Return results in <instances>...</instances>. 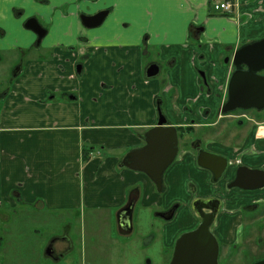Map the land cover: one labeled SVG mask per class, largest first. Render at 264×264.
<instances>
[{
    "label": "crops",
    "instance_id": "obj_1",
    "mask_svg": "<svg viewBox=\"0 0 264 264\" xmlns=\"http://www.w3.org/2000/svg\"><path fill=\"white\" fill-rule=\"evenodd\" d=\"M30 1L37 4L26 15L36 11L56 35L45 46L53 56L23 62L17 71L21 77L0 95V224L9 225L19 212L34 217L38 226L32 232H51L53 217L66 211L86 217L91 232L108 221L130 235L137 229L140 208L163 218L160 214L175 205L173 217L165 219L171 222L164 223L165 231L171 230L162 236L171 248L170 262L178 237L198 223L195 197L216 196L222 204L212 226L216 237L226 245L245 241L250 248L261 246L264 228H257L258 244L252 237L244 239L243 207L263 200L264 189L246 195L228 189L227 183L239 164L264 170V121L246 139L228 144L208 140L211 149L230 161L225 179L217 184L187 146L166 173L163 192L146 173L120 164L128 151L146 143V132L159 119L158 102L177 127L190 119L206 125L221 114L235 51L264 38V0H231L230 10L214 9L217 0ZM7 3L29 6L22 0H0V7ZM106 9L110 16L103 27L86 31L94 28L85 27L79 13ZM13 21L18 25L24 20ZM192 26L203 27L198 39ZM5 33L0 26L3 50ZM35 41L24 33L15 44L31 48ZM153 62L161 70L148 78ZM192 184L201 191L191 190ZM62 234L71 251L77 238L70 229ZM60 235L50 237L46 252Z\"/></svg>",
    "mask_w": 264,
    "mask_h": 264
},
{
    "label": "rangeland",
    "instance_id": "obj_2",
    "mask_svg": "<svg viewBox=\"0 0 264 264\" xmlns=\"http://www.w3.org/2000/svg\"><path fill=\"white\" fill-rule=\"evenodd\" d=\"M22 4L33 6L37 3L30 0H22ZM1 7L0 26L6 32L4 36L6 50H3V46H0V95L3 96L4 92L12 86L13 81L21 77L22 73H18L16 76L15 71L19 72V69H16L18 66H21L23 62L25 64L28 60L53 56V50L45 46L53 41L56 33L51 30L53 26L48 25L50 30L48 29V33L42 39L40 45H34L29 48V46L24 47L22 44H15V40L24 33L30 32L29 34L32 36H35V34L30 29L24 28V22L18 25L14 24L13 19H21L22 21L26 18V15H17L14 6L12 7L10 3ZM41 21L46 20L41 18ZM105 22L97 28L86 29V31H97L103 27ZM18 45L23 47H18ZM23 49H26V51ZM2 106L3 103H0V107ZM248 117L250 118L251 115L239 116L235 118V123L223 121L225 119L223 118L218 125L214 123L203 125L192 122L195 125L193 132L188 135L190 130L183 129L181 136L184 139L187 138L186 141L190 142L198 137H203L205 140L207 138L211 139L214 135V138H219L217 139L218 141L228 144L231 143L232 139V142L240 140L242 135L246 133L245 130L247 131L248 129L246 123H253ZM218 118L220 119V116ZM242 118L245 121L244 124L240 122ZM188 122H191V119ZM199 125L202 126L198 127ZM220 130L227 131L228 134L220 136L217 134ZM227 135H231V137L226 139ZM181 147L183 148L184 144ZM187 147L190 148L189 145ZM263 189L264 187L257 190L260 192ZM243 212L245 215L243 225L244 239L252 237L254 242H256L255 240L260 233L257 228H264V199L258 205H254L252 209H246ZM73 213V215L68 216L66 211H59L58 216L53 217L54 224L52 228L54 232L53 230L49 232L47 229H43L38 234L32 232L38 226L34 217H23L19 212L15 216L13 214V220L9 225L0 224V237L4 238L0 240V242L4 240L0 247V264H149L148 261H150V264H168L171 248L165 243L162 236L164 233L170 232L171 227H167L165 231L164 223H169L171 220L154 218L147 213V210H141L140 208L137 211V229L130 235H122L116 229V226L111 227L108 221L106 225L96 227L99 232H91V227L86 217ZM25 219H30L32 224L27 226L24 223ZM45 219L46 217L44 216L43 223ZM67 229H70L73 238L78 240V242H75L74 248L68 251L60 260L47 256L46 247L50 237L54 234H62ZM236 245L241 247L240 253L236 254L237 258L234 257V260L232 259L229 263L252 264L251 261H256L264 256V243H261V246H251L253 248H250V245L245 241ZM220 262L222 264L227 261L220 260Z\"/></svg>",
    "mask_w": 264,
    "mask_h": 264
},
{
    "label": "water",
    "instance_id": "obj_3",
    "mask_svg": "<svg viewBox=\"0 0 264 264\" xmlns=\"http://www.w3.org/2000/svg\"><path fill=\"white\" fill-rule=\"evenodd\" d=\"M110 13L109 9L100 10L95 14L80 16L82 24L87 28L99 27ZM30 26V25H29ZM38 26H42L38 23ZM39 27H33L39 30ZM195 39L199 38L203 27H191ZM38 32V31H37ZM46 31L39 33L40 38ZM235 67L228 84L227 99L220 107L223 114L238 109H264V38L239 47L233 57ZM81 68L79 66L78 70ZM161 65L158 62L149 64L146 71L148 78L159 75ZM81 71V69L79 70ZM158 122L145 134L146 143L126 153L121 166H127L146 173L155 183L157 190L164 189V175L179 154V130L171 124L158 102ZM199 165L211 169L216 178H219L227 169L229 161L225 156L202 150L198 157ZM241 188H261L264 186V170L251 169L243 166L237 170L236 181L232 186ZM129 206H133V201ZM217 210L208 216H203L202 222L193 230L182 233L174 246L169 264H219L220 243L211 229V223ZM175 208L171 212L160 214L164 219H171ZM53 254L49 247L46 252ZM253 264H264V259Z\"/></svg>",
    "mask_w": 264,
    "mask_h": 264
},
{
    "label": "flooded vegetation",
    "instance_id": "obj_4",
    "mask_svg": "<svg viewBox=\"0 0 264 264\" xmlns=\"http://www.w3.org/2000/svg\"><path fill=\"white\" fill-rule=\"evenodd\" d=\"M38 1H49V0H38ZM32 9V5H29L27 8L25 7H15L14 10L16 12L17 15H26L27 14V11L31 10ZM80 16L82 14H85V13H79ZM14 16V15H13ZM81 19V18H80ZM24 28L25 29H30V31H32L34 34H35V37H36V41L34 43H32V45H40L41 42H42V39L47 35L48 33V25H46V23L44 21H41V17L37 14L36 11H34L33 13H31L30 15H26V18L24 19ZM38 23L42 26V28H40L38 26ZM30 25V26H29ZM39 27L40 31L39 30H36L34 29L33 27ZM50 30V29H49ZM38 31V32H37ZM45 32V34L40 38V42H39V37H40V34L41 32ZM30 33V32H28ZM68 49H70V47H67ZM82 63H78V66H77V69L79 68V65H81ZM21 67L18 66V68H16L17 70L20 69ZM16 74H18L17 71H15ZM248 112H251V113H248ZM238 114V115H236ZM239 114H242V115H239ZM251 115V117L249 118L250 121H253V123H246V127L248 128L247 131L245 130L246 133H244L242 135V140L243 138H247L248 136H250L253 131L257 128L258 126V123L261 122L263 119H264V109L262 110H257V109H247V110H243V109H239V110H236V111H233L231 113H227V114H224L222 115V113L220 114L219 113V116H220V119L218 118V115L216 116V118H214L213 120L217 121V119H219L218 124L221 123V120H223V118H225L223 121H226V122H230V123H235L236 120L235 118H238L239 116H247V115ZM247 118V119H248ZM230 120V121H229ZM241 120V121H240ZM239 121L244 124L245 121L244 119H240ZM249 121V120H248ZM192 122H195V120L193 119ZM192 122H188V124L186 125H183V126H192V129H190V131L188 132V135L189 133L193 132V129L195 128V125L194 123ZM213 123V121H212ZM216 125V124H215ZM213 125V126H215ZM180 131V130H179ZM182 130L179 132V147H180V150H179V153L181 151H183V148L181 147L182 144H184V147L185 146H190V148L188 149H191L193 150L195 153H196V159H197V162H198V157H199V152H201L202 150H205V151H209L211 153H217L219 154L218 152L214 151L213 149H211L209 146H208V140L210 139H204L203 137H198V138H195L193 139L192 141L190 142H187L185 138L183 136H181L182 134ZM211 139H214V137H212ZM182 143V144H181ZM182 148V149H181ZM179 155V154H178ZM222 155V154H220ZM224 156V155H222ZM178 157V156H177ZM227 158V157H226ZM177 159V158H176ZM228 159V158H227ZM176 161V160H175ZM229 161V159H228ZM174 163V162H173ZM199 165V163H197ZM172 166V165H171ZM243 166H246L244 164H239L234 172V175L232 176V178L228 181L227 183V187L228 189H236L238 190L239 192L243 193V194H246V193H249V192H252V191H256L257 189L259 188H256V189H251V188H241L237 185H234L232 186V184L236 181V178H237V170ZM200 169H205V170H208L210 171L211 173V181L214 183V184H217L219 183L221 180L225 179V176L227 174V172L229 171V167H230V161H229V164H228V167L226 169V171L219 177V178H216L215 176V173L209 169V168H206V167H203L201 165L198 166ZM247 167V166H246ZM259 170H262V169H259ZM168 172V169L167 171L165 172V175L166 173ZM165 175H164V189L165 190ZM198 186V185H197ZM191 190H193L195 193L198 191H201V188L199 187H196L195 184H192L190 186ZM262 188V187H261ZM198 190V191H197ZM163 192V191H162ZM247 195V194H246ZM260 202L258 203H252V204H247L246 206H244L243 210H246V209H252L254 207V205H258ZM176 204H179V203H176ZM193 209L196 211L198 217H199V220H198V223L196 226H194L192 229L190 230H193L195 229L203 220V218L201 217L200 213L203 215V216H208L210 213L214 212L215 210H217L214 218H213V221L211 223V229H212V226L213 224L215 223L216 221V218H217V215L219 214V212L221 211V208H222V204L220 202V199L216 198V196H207V197H195V199L193 200ZM173 208H175V205H173L171 207V209L168 211V212H171L173 210ZM179 208V207H178ZM175 211H176V208H175ZM243 221H245V215L243 216ZM55 241H53V247H51V249L54 251L53 252V258L54 259H59L61 258L62 256L66 255V253L68 252V249H69V245L67 244V236L61 234L60 236H58L57 238L54 239ZM219 240V239H218ZM68 241H70L68 239ZM219 243H220V252H219V264H221L220 260H224V261H227L225 263H222V264H230L229 261H231L234 257H236V254H239L240 253V246L236 245V244H233V245H226L225 243H223L222 241L219 240ZM59 244H63L64 246H66V248H58L57 245ZM67 244V245H66ZM237 258V257H236ZM261 259H264V256H262L260 259L258 260H261ZM234 260V259H233Z\"/></svg>",
    "mask_w": 264,
    "mask_h": 264
},
{
    "label": "built area",
    "instance_id": "obj_5",
    "mask_svg": "<svg viewBox=\"0 0 264 264\" xmlns=\"http://www.w3.org/2000/svg\"><path fill=\"white\" fill-rule=\"evenodd\" d=\"M234 6L231 0H217L214 3V9L216 10H230Z\"/></svg>",
    "mask_w": 264,
    "mask_h": 264
},
{
    "label": "trees",
    "instance_id": "obj_6",
    "mask_svg": "<svg viewBox=\"0 0 264 264\" xmlns=\"http://www.w3.org/2000/svg\"><path fill=\"white\" fill-rule=\"evenodd\" d=\"M183 129L190 130V129H192V126H186V127L185 126H179L178 127V130H180V131L183 130ZM86 159H88V153L85 154V160Z\"/></svg>",
    "mask_w": 264,
    "mask_h": 264
}]
</instances>
